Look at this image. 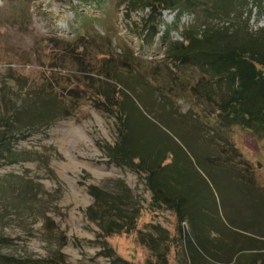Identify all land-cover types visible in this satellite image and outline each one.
Returning <instances> with one entry per match:
<instances>
[{"label":"rangeland","instance_id":"rangeland-1","mask_svg":"<svg viewBox=\"0 0 264 264\" xmlns=\"http://www.w3.org/2000/svg\"><path fill=\"white\" fill-rule=\"evenodd\" d=\"M147 2L0 0V141L12 149L0 159V264H264V132L220 111L226 81L170 57L209 24L263 55L264 0L222 2L227 16L165 9L152 41ZM121 114L198 218L181 234L147 171L108 158Z\"/></svg>","mask_w":264,"mask_h":264},{"label":"trees","instance_id":"trees-1","mask_svg":"<svg viewBox=\"0 0 264 264\" xmlns=\"http://www.w3.org/2000/svg\"><path fill=\"white\" fill-rule=\"evenodd\" d=\"M236 1L238 0H218L217 2L220 4H214L213 8H215V10H208L205 8L208 5L207 1L148 0L147 5L153 7V16L150 18L151 20H149L151 25L146 27L149 34L145 41H147L148 38L152 41L154 36L159 34L157 32V27L159 26L160 21L159 18L162 11L165 9L173 11L179 10L178 13H180V16L183 14L184 10L190 11V9H198L202 7L200 10L204 15L208 12L210 14L216 13L217 16H222V14L227 16L229 14L227 7H236ZM93 2L102 3L103 0H93ZM222 2L226 3L227 7H223L224 3ZM200 29L201 27L197 26L191 28V30H187L185 35L187 45L184 46L183 44H180V46L171 53V59L178 61L194 57L198 60L200 65H203L205 72L211 74L212 77H218L220 82L226 81L232 94L222 101L223 103H221L220 111L224 113L227 118L233 121H239L245 129H257L259 132H264V54L261 55L263 50H254L255 47L250 46L248 49H245L240 46L230 47L231 45H225V42H227V39L230 36L228 27L218 28L213 24H209L204 28V31H201ZM220 41L224 42L218 46L217 44H219ZM262 45L264 46V43H262ZM120 81L124 84L127 91L133 93L135 98H138L139 102L142 100L138 92L135 94L134 89L130 87L128 80L123 79ZM123 93L125 94L127 101L132 103L131 95L125 91H123ZM132 105L134 104L132 103ZM97 108L100 109L99 106H97ZM134 109L137 110L138 107L135 106ZM146 110L148 113L153 114V111H150L149 108H146ZM139 114L141 120H149V118L144 116L142 112ZM155 117L158 116L154 114V118ZM116 119H118L120 123V141L115 147L108 148V158L120 167L127 166L137 172L139 171V168L147 171L148 187L154 192L155 198L159 203H163L167 207L176 211L179 217L178 230L181 234L183 232V224L188 219L187 214L193 216L192 212L186 207V196L183 193L180 194L173 192L171 190L172 188L170 189V187L167 186L170 182H167L166 184L165 179L161 180L157 178L160 172L165 171L162 170L164 168H161V163L158 162L159 156L161 155L159 152L151 159L149 156H152V153L144 154L139 148L137 149L133 132V129H135L133 119H130L126 114L117 115ZM169 147V150L171 151L172 148L171 146ZM11 153L12 149L10 146H8L5 141H0V159L7 158ZM164 161L166 162V160L163 159V164L165 163ZM197 219L198 218L193 216L192 222L196 224L197 221L195 220ZM226 230L229 229L226 228ZM188 241L190 243L191 240L189 239ZM199 244L206 249L205 245L208 244V242L204 240V236L199 238ZM107 249L113 251V249ZM191 251H194L195 255L198 254V256H201V252L199 253L198 249L192 245ZM108 257H112V255H109ZM113 261V264H134L130 261H125L119 256L114 258Z\"/></svg>","mask_w":264,"mask_h":264}]
</instances>
